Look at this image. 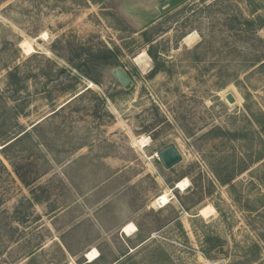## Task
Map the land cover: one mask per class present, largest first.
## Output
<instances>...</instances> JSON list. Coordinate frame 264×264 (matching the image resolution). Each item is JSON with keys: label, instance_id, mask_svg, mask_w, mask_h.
Listing matches in <instances>:
<instances>
[{"label": "rangeland", "instance_id": "obj_1", "mask_svg": "<svg viewBox=\"0 0 264 264\" xmlns=\"http://www.w3.org/2000/svg\"><path fill=\"white\" fill-rule=\"evenodd\" d=\"M165 1L0 0V264H264V0Z\"/></svg>", "mask_w": 264, "mask_h": 264}, {"label": "bare ground", "instance_id": "obj_2", "mask_svg": "<svg viewBox=\"0 0 264 264\" xmlns=\"http://www.w3.org/2000/svg\"><path fill=\"white\" fill-rule=\"evenodd\" d=\"M196 37H197V34L194 33V34L188 36L185 39V41L190 43ZM47 38H48V34L44 33L41 35V39L46 40ZM21 47H22L23 51L28 55H31V54L36 52V49L34 47V42H30V41L25 40V41L21 42ZM148 60H149V56L147 53H142L135 59V61L138 64H143V65L145 63H147ZM137 143L140 145V147L145 148L149 145V140L146 138H139L137 140ZM188 184H189L188 180H183L177 184L176 188L178 190L185 191L188 187ZM170 202L171 201L169 199V195L168 194H162L158 197V199L156 201V205H158V207L162 208V207H166L167 205H169ZM213 210H214L213 207L209 206L207 208L202 209L200 212V215L208 217L213 212ZM135 231H136V226L134 224H131V223L126 225L124 228V233L129 235V236L133 235L135 233ZM88 258L92 262L94 260V254L90 253L88 255Z\"/></svg>", "mask_w": 264, "mask_h": 264}, {"label": "water", "instance_id": "obj_3", "mask_svg": "<svg viewBox=\"0 0 264 264\" xmlns=\"http://www.w3.org/2000/svg\"><path fill=\"white\" fill-rule=\"evenodd\" d=\"M186 1L187 0H166L164 3L159 5L158 10L161 15H163L166 12L177 8ZM159 61H162V59L159 58ZM113 74L116 78V81L119 82L125 90H130L133 81L122 68L116 69ZM226 99L231 104H234L236 102L235 97L232 94H228ZM159 159L167 169H171L182 161V156L178 149L174 145H171L159 153Z\"/></svg>", "mask_w": 264, "mask_h": 264}, {"label": "trees", "instance_id": "obj_4", "mask_svg": "<svg viewBox=\"0 0 264 264\" xmlns=\"http://www.w3.org/2000/svg\"><path fill=\"white\" fill-rule=\"evenodd\" d=\"M255 13H257V11H253V14H255ZM242 21H243V22H242L243 25H241V27H244V26H251V27H253V25L256 24V22H258L256 27H257L258 29H262V28H264V21L261 20L260 17H258L257 20H252V21L249 20V19H247V18H243ZM240 31H241V32H244L245 30H242V28H241ZM154 58H155V57H154ZM155 59H156V58H155ZM12 76H15V72H13V71H9V72H8V78L10 79V78H12ZM89 91H90V89H87V90L84 91L82 94L78 95V96L75 97L73 100L69 101L66 105H64V106L61 107L58 111H56L55 113H53L52 116H56V115H58L63 109H65V107L71 105L76 99L82 97L85 93H87V92H89ZM52 116H51V117H52ZM35 127H36V126H35ZM28 135H29V131H26V132H25L23 135H21L19 138H17L16 140H14L13 142H11V143L8 144L7 146L3 147V148L1 149L2 153H6V151H7L9 148H11V147H12L14 144H16L17 142L23 140V139H24L25 137H27Z\"/></svg>", "mask_w": 264, "mask_h": 264}]
</instances>
